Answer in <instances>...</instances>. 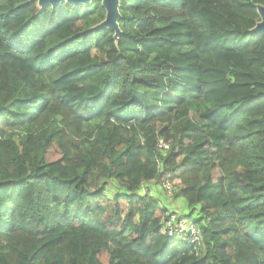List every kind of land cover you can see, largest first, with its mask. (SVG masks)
<instances>
[{
  "label": "trees",
  "instance_id": "obj_1",
  "mask_svg": "<svg viewBox=\"0 0 264 264\" xmlns=\"http://www.w3.org/2000/svg\"><path fill=\"white\" fill-rule=\"evenodd\" d=\"M259 6L120 0L115 37L102 0H0V264H264Z\"/></svg>",
  "mask_w": 264,
  "mask_h": 264
},
{
  "label": "built area",
  "instance_id": "obj_2",
  "mask_svg": "<svg viewBox=\"0 0 264 264\" xmlns=\"http://www.w3.org/2000/svg\"><path fill=\"white\" fill-rule=\"evenodd\" d=\"M169 149V145L161 141L159 144V150L166 152ZM163 190L169 194H173L175 188L172 184L166 183L163 185ZM162 231L169 237H175L181 241L189 242L191 244L202 242V236L199 228L194 224L191 219H188L177 213H170L162 223Z\"/></svg>",
  "mask_w": 264,
  "mask_h": 264
},
{
  "label": "water",
  "instance_id": "obj_3",
  "mask_svg": "<svg viewBox=\"0 0 264 264\" xmlns=\"http://www.w3.org/2000/svg\"><path fill=\"white\" fill-rule=\"evenodd\" d=\"M91 1L92 0H38V3L42 7L46 5H51L52 7H56L62 2H67L76 6H80L82 4H89ZM102 5L105 8L107 14H106V19L103 21V23H101L99 28L101 29L108 28L110 30H113L116 33L115 37H117L120 33L118 27V20L120 18V13H119L120 0H102ZM258 12L262 20L253 29V32L257 34H264V7L259 6Z\"/></svg>",
  "mask_w": 264,
  "mask_h": 264
},
{
  "label": "rangeland",
  "instance_id": "obj_4",
  "mask_svg": "<svg viewBox=\"0 0 264 264\" xmlns=\"http://www.w3.org/2000/svg\"><path fill=\"white\" fill-rule=\"evenodd\" d=\"M93 1L94 0H92L89 4H91ZM89 4H82V5H89ZM150 184H154L153 189L156 191V193L159 194V197L164 204H165V202L169 203V205H171V204L176 205L177 203L179 204V205L177 204V209H175L177 214H180V215L182 214V215L187 216L190 213V210H187L185 207L187 205L186 201L184 199H179V198H176L174 196L178 190V184L177 183H172V185L175 188V191L173 192V194H169L167 191L163 190L162 185H157L156 183H150ZM146 185H149V184H145L144 186H146ZM116 192H118V187L114 183L110 182L109 186H108L107 194L109 196H112ZM147 192L151 193L149 188H148ZM142 193H144V192H142ZM170 211H174V209H171Z\"/></svg>",
  "mask_w": 264,
  "mask_h": 264
},
{
  "label": "crops",
  "instance_id": "obj_5",
  "mask_svg": "<svg viewBox=\"0 0 264 264\" xmlns=\"http://www.w3.org/2000/svg\"><path fill=\"white\" fill-rule=\"evenodd\" d=\"M153 185L154 184H149V185H146V186H143V188H142V190L140 191L141 193L142 192H147L148 191V188H149V190L151 191V196L152 197H154L155 199H157V200H159V202L161 203V205H163L165 208H168V210H171V209H174V211H175V209H177V204L176 205H173V204H171V205H169V203H167V202H165V204L161 201V199H160V197H159V194L158 193H156V191L153 189L154 187H153ZM143 194V193H142ZM179 205V204H178ZM186 205V204H185ZM186 207V209L187 210H189V208H188V206L186 205L185 206ZM174 211H171V212H174ZM176 212V211H175ZM182 215V214H181ZM182 216H184V215H182Z\"/></svg>",
  "mask_w": 264,
  "mask_h": 264
}]
</instances>
